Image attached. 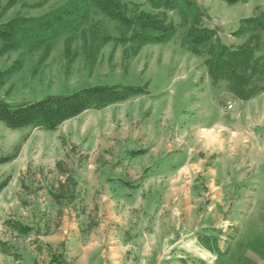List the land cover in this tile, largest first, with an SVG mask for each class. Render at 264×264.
Here are the masks:
<instances>
[{
	"label": "rangeland",
	"instance_id": "obj_1",
	"mask_svg": "<svg viewBox=\"0 0 264 264\" xmlns=\"http://www.w3.org/2000/svg\"><path fill=\"white\" fill-rule=\"evenodd\" d=\"M8 1L0 24L73 0L4 9ZM196 2L204 25L233 47L252 34L233 36L242 19H264V0ZM168 18L174 38L135 55L129 44L99 41L125 29L98 13L45 58L29 44L0 55V100L12 106L95 85L143 89L54 131L0 122V158H10L0 163V264H47L52 255L66 264H264V92L240 101L226 82L213 85L203 58L181 43L177 12ZM258 46L262 54L263 36Z\"/></svg>",
	"mask_w": 264,
	"mask_h": 264
},
{
	"label": "trees",
	"instance_id": "obj_2",
	"mask_svg": "<svg viewBox=\"0 0 264 264\" xmlns=\"http://www.w3.org/2000/svg\"><path fill=\"white\" fill-rule=\"evenodd\" d=\"M222 1L235 4L248 0ZM12 3L13 0H9L4 9ZM169 12H177L179 15V24L186 27L181 43L192 55L203 58V66L213 85L219 81L226 82L230 93L240 101L251 100L264 92V52L257 54L258 42L261 36L264 37V19L261 16L242 19L232 33L233 36L242 37L250 32L252 34L243 44L233 47L220 41L215 28L204 25L205 15L196 0H145L143 3L133 0L129 3L123 0H73L67 6L41 18L17 16L0 24V39L3 41L0 55L29 44V51L43 47L42 58H45L54 42L65 33L80 30L93 13H98L125 29L117 37L100 35L99 41L102 44H129L131 54L135 55L144 45L166 43L174 38L177 25L168 18ZM70 42V37L64 39L66 57L70 55ZM15 68L18 69L19 66L5 72H11ZM142 92L141 87L95 85L70 95L47 96L16 106L0 100V122L12 130L38 127L54 131L64 121L86 110L101 109L123 102ZM9 159L1 157L0 163ZM11 226L22 234L31 230L21 223H13ZM47 264L66 263L58 255H52Z\"/></svg>",
	"mask_w": 264,
	"mask_h": 264
},
{
	"label": "crops",
	"instance_id": "obj_3",
	"mask_svg": "<svg viewBox=\"0 0 264 264\" xmlns=\"http://www.w3.org/2000/svg\"><path fill=\"white\" fill-rule=\"evenodd\" d=\"M133 1H134V2H137V3H143V2H145V0H140V1L133 0ZM24 15L30 16V17H32V18H38V17L40 18V17H41V16H40L41 14H39V15H31L30 13H29V14L26 13V14H24ZM144 47H145V45L142 46V47L139 49V51L142 50V48H144ZM261 94H262V93H261ZM261 94H260V95H261ZM165 159H166V158H165ZM160 162L163 163V160L160 161ZM21 224H23V225L28 226V227L31 228V225H30V224H29V225H28V224L26 225L25 223H21Z\"/></svg>",
	"mask_w": 264,
	"mask_h": 264
},
{
	"label": "built area",
	"instance_id": "obj_4",
	"mask_svg": "<svg viewBox=\"0 0 264 264\" xmlns=\"http://www.w3.org/2000/svg\"><path fill=\"white\" fill-rule=\"evenodd\" d=\"M226 108H227V109H231V108H232V105H231V104H227V105H226Z\"/></svg>",
	"mask_w": 264,
	"mask_h": 264
}]
</instances>
